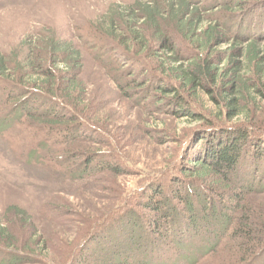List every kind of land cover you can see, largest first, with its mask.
<instances>
[{
  "label": "trees",
  "instance_id": "16d2710c",
  "mask_svg": "<svg viewBox=\"0 0 264 264\" xmlns=\"http://www.w3.org/2000/svg\"><path fill=\"white\" fill-rule=\"evenodd\" d=\"M263 2H119L91 25L99 49L115 53L114 63H108L110 72L132 78L124 94L148 101L173 119H185L184 132L189 125L195 130L180 142L175 158L161 172L147 174L116 147L117 152L108 147L104 154L108 144L101 143L82 164L74 160L54 174L73 187L89 186L93 173L139 174L121 194L111 196L115 205L93 226L119 220L117 225L123 222L130 229L125 236L128 247L147 251L162 245L165 252L173 246L181 264L203 263L209 251L225 241H230L237 263L254 259L264 244V218L258 215L263 206L253 200L264 193V109L260 108L264 106V50L258 47L262 29L247 21L252 18L250 7ZM25 41L19 57L0 49V103L4 101L0 134L25 129V149H31L26 163L42 166L51 161L55 169H63L60 154L67 153L63 150L69 143L89 139L81 131L91 132L93 121L84 107L87 90L79 77L81 52L54 36ZM93 128L114 145L107 133ZM248 157L252 165L246 162ZM246 164L249 171L244 169ZM13 217L30 220L23 211H15ZM9 222L0 217V264H25L31 254L42 261L40 232L33 233L37 240L19 245V238L9 232ZM201 234L212 236V241L200 242ZM193 239L195 245L184 247ZM117 264H128L127 258H118Z\"/></svg>",
  "mask_w": 264,
  "mask_h": 264
},
{
  "label": "rangeland",
  "instance_id": "374dc122",
  "mask_svg": "<svg viewBox=\"0 0 264 264\" xmlns=\"http://www.w3.org/2000/svg\"><path fill=\"white\" fill-rule=\"evenodd\" d=\"M131 1L134 0H0V49L19 57L25 40L29 38L54 36L64 42H71L82 56L79 77L87 90L84 107L93 119L90 124L114 140V145L111 140L106 141L91 125V132L81 131L82 137L88 135L89 139L69 143L70 147L63 150L67 153L60 154L59 161H62L63 169L58 170L51 161H45L42 166L36 162L30 165L26 163V154L31 149H25L28 137L25 129H12L5 136L0 134V217L3 216L5 221L10 219L9 232L19 238V245L37 240L33 233L39 231L40 238L37 242L44 252L42 261L31 254L29 262L25 264H64L67 256L69 261L66 260V264H117L118 258L124 257L128 264L133 261L134 264H176V260L177 264L182 263L173 246L165 252L162 245L147 251L142 248L138 250L134 245L128 247L125 236L130 229L123 222L121 226L117 225L119 220L113 224L108 217L106 220L110 223H102L101 228L92 225L115 205L111 196L118 192V195L121 194L128 181L137 179L138 173L135 172L138 176H118L114 174L116 172L108 174L107 171L93 173V182L85 187H73L70 182L54 178L69 166L68 163L75 160V163L82 164L89 159V151L100 148L101 143L108 144L103 147L104 154L108 147L117 152L114 149L116 147L138 169L147 174L161 172L175 158L180 142L194 130L191 129L194 126L189 125V129L184 132L188 126L185 119H173L151 107L148 101L141 102L126 96L125 88L132 78H127L128 74L121 75L120 78L110 72L108 63H114L115 53L99 49L100 41L91 31V25L114 4ZM250 8L248 11H251L249 13L252 18L247 24L262 29L258 47L264 50V2ZM243 26L246 27V24ZM122 73H126L125 70ZM2 103L3 100L0 104ZM1 105L0 116L4 115ZM213 106L214 103L210 102L209 107ZM260 108L264 109V106ZM250 159L252 160L251 155ZM246 162L252 165L249 157ZM249 164L244 167L246 171H249ZM161 189H166L165 184L161 185ZM253 198L263 206L261 213H258L262 219L264 193H257ZM15 211H23L26 218L30 219L29 222L14 218ZM199 225L204 224L201 222ZM92 226L94 228L91 230ZM211 237L201 234L197 239L210 243L213 239ZM190 244L195 245L194 239L184 247ZM230 244V241H225L219 249L209 251L205 261L198 264H242L237 263L231 254L234 252L229 250ZM199 245L204 246L202 243ZM18 251L20 250L17 249L16 252ZM257 251L248 264L257 260L259 262L256 264H264V244ZM1 256L2 253L0 260Z\"/></svg>",
  "mask_w": 264,
  "mask_h": 264
}]
</instances>
